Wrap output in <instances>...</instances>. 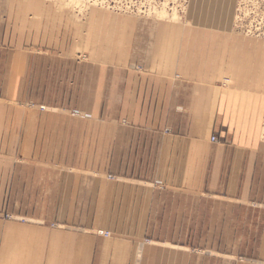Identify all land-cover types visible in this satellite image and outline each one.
Segmentation results:
<instances>
[{
  "label": "crops",
  "instance_id": "crops-1",
  "mask_svg": "<svg viewBox=\"0 0 264 264\" xmlns=\"http://www.w3.org/2000/svg\"><path fill=\"white\" fill-rule=\"evenodd\" d=\"M235 2L0 1V264H264V38Z\"/></svg>",
  "mask_w": 264,
  "mask_h": 264
},
{
  "label": "rangeland",
  "instance_id": "rangeland-1",
  "mask_svg": "<svg viewBox=\"0 0 264 264\" xmlns=\"http://www.w3.org/2000/svg\"><path fill=\"white\" fill-rule=\"evenodd\" d=\"M48 2L55 5L59 10L62 9L63 11L70 12L73 19L75 21L78 20L76 22L82 26L85 24L92 9L135 19L159 21L160 19L156 13H148L149 11L143 12V10H147L150 6H153L154 3H160V6H162L165 2L170 4V7L177 9L180 16L175 22L169 20V18H166L163 21L169 23L184 22L185 24H191L193 22V20H191V23L186 21L189 19L190 0H87L86 2L81 3L84 4L83 6L79 4L72 7H69L68 5L60 6L56 4L54 0H49ZM78 6L80 7L78 8ZM83 10L84 13L82 12ZM233 24L236 31L241 34L248 36H254L256 34L254 37L259 36L260 38H264V0H236L233 12ZM82 59L83 64L86 63V61H84L85 58L82 57ZM263 127L264 118L262 120L261 131L264 130ZM262 132L261 140L264 142Z\"/></svg>",
  "mask_w": 264,
  "mask_h": 264
},
{
  "label": "bare ground",
  "instance_id": "bare-ground-1",
  "mask_svg": "<svg viewBox=\"0 0 264 264\" xmlns=\"http://www.w3.org/2000/svg\"><path fill=\"white\" fill-rule=\"evenodd\" d=\"M46 1H49V0H46ZM56 4L60 5V6H63V5H68L69 7L71 6H77V5H84V4H81L83 2H86L87 0H54ZM191 1L190 0V4H191ZM88 4V3H86ZM86 6V5H85ZM80 6H78L79 8ZM57 8V7H56ZM63 8V7H62ZM83 9V8H82ZM163 9V10H162ZM62 10V9H61ZM87 10V9H86ZM162 10V11H161ZM189 10H190V6H189ZM75 11V9H74ZM84 13V10L82 11ZM168 12V13H167ZM191 12V10H190ZM189 12V13H190ZM152 13H156V15L158 16V18L160 19L159 21H163L165 20L166 18H169V20L175 22L179 16H180V13L177 9L173 8V7H170V4L168 3H163L162 6H156V7H153L152 8ZM88 15V14H87ZM84 16V15H83ZM73 17V16H71ZM84 20V19H83ZM86 20V19H85ZM78 21V20H76ZM235 21V20H234ZM235 23V22H234ZM237 25V24H236ZM239 25V24H238ZM82 27V26H81ZM256 35V34H255ZM254 35V36H255ZM259 37V36H258ZM264 69V67H263ZM264 75V74H263ZM263 77V76H262ZM227 82V81H225ZM263 118H264V115H263ZM264 129V127H263ZM263 131V132H262ZM261 132L263 133L262 135L264 136V130H262Z\"/></svg>",
  "mask_w": 264,
  "mask_h": 264
},
{
  "label": "built area",
  "instance_id": "built-area-1",
  "mask_svg": "<svg viewBox=\"0 0 264 264\" xmlns=\"http://www.w3.org/2000/svg\"><path fill=\"white\" fill-rule=\"evenodd\" d=\"M156 6H160V3H154L153 6H150L147 10L144 9L143 12H146V11H149L148 13H152V8L153 7H156ZM174 8V7H173ZM188 23H191V20L190 19H187L186 20ZM218 140V135L217 134H214L211 138V141L212 142H216ZM104 235L108 236V233H105Z\"/></svg>",
  "mask_w": 264,
  "mask_h": 264
}]
</instances>
